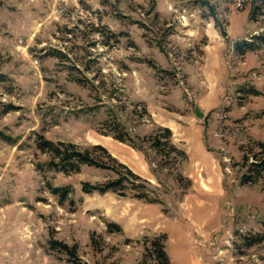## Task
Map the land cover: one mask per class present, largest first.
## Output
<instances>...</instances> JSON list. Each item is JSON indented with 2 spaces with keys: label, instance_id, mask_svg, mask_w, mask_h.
Returning a JSON list of instances; mask_svg holds the SVG:
<instances>
[{
  "label": "rangeland",
  "instance_id": "obj_1",
  "mask_svg": "<svg viewBox=\"0 0 264 264\" xmlns=\"http://www.w3.org/2000/svg\"><path fill=\"white\" fill-rule=\"evenodd\" d=\"M259 36L261 0H0V264H155L161 234L171 264H264V171L242 181L264 138ZM162 128L184 158L151 147ZM39 137L106 165L50 167Z\"/></svg>",
  "mask_w": 264,
  "mask_h": 264
},
{
  "label": "trees",
  "instance_id": "obj_2",
  "mask_svg": "<svg viewBox=\"0 0 264 264\" xmlns=\"http://www.w3.org/2000/svg\"><path fill=\"white\" fill-rule=\"evenodd\" d=\"M262 4H264V0H261ZM255 39H258L260 41L264 42V38L261 36L255 37ZM236 49L243 50L244 48L252 49V44L242 41L241 43L236 44ZM1 107V104H0ZM11 106H5L0 113L3 111H7L10 109ZM118 133L114 136L118 140H124L126 138V135L121 133L122 130H120L117 127ZM162 130L165 132V140L160 141V134L151 135L148 139L150 141L151 147L156 148L157 150H160L161 146H167L170 149L177 152L179 156L182 158L185 157V154L182 150L176 148L173 146V144L170 142V136L171 132L168 128H162ZM120 131V132H119ZM0 139L2 140H9L10 138L3 134L0 131ZM38 148L41 150H47L51 153L53 160L49 163L50 167L58 168L62 171H77L81 165H90V166H98L103 167L106 164L99 160L98 158H95L89 148L85 149H79L76 145L72 143H66V142H53L51 140L44 139L42 137H39L38 140ZM94 149L101 150L111 161L115 162L117 166L123 167L126 169V172L132 177V178H138L136 174H134L129 168H127L124 164L116 161L110 154L107 152V150L100 146L96 145L94 146ZM250 156H243V164L247 166L246 172L242 176L243 182H251L255 181L257 178H259L264 171V138L262 141L256 142L253 149L251 148ZM122 175V173H119ZM121 178H117L113 181L92 185L89 183H83L82 189L85 192H91L93 190H96L100 193H103L107 190L116 191L118 188L121 187ZM52 191L55 193H61L62 195H65L66 191L62 188L56 187L52 188ZM262 238H253L252 242H258L261 241ZM166 235L161 234L158 236H154L150 240H148V245H145V250L149 254V256H154L155 264H171V261L165 251V242ZM146 244V243H144ZM51 246L54 248H59L60 250L65 251L66 253L70 254L75 259H78L75 252V247H69L65 243L58 242L56 240H53L51 242Z\"/></svg>",
  "mask_w": 264,
  "mask_h": 264
},
{
  "label": "water",
  "instance_id": "obj_3",
  "mask_svg": "<svg viewBox=\"0 0 264 264\" xmlns=\"http://www.w3.org/2000/svg\"><path fill=\"white\" fill-rule=\"evenodd\" d=\"M222 35H225L224 31H222ZM195 115L197 117H201L202 116V112H200L197 107H195ZM83 264H89V263L88 262H84Z\"/></svg>",
  "mask_w": 264,
  "mask_h": 264
}]
</instances>
